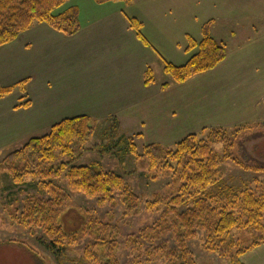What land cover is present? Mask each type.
I'll return each instance as SVG.
<instances>
[{
    "label": "crops",
    "instance_id": "0c3cea01",
    "mask_svg": "<svg viewBox=\"0 0 264 264\" xmlns=\"http://www.w3.org/2000/svg\"><path fill=\"white\" fill-rule=\"evenodd\" d=\"M70 8L79 10L76 35L38 23L0 48V85L28 81L17 98L15 91L0 100L4 137L19 131L18 138H32L87 115L108 125L116 119L119 132L130 135L122 128L134 126L139 140L171 147L210 127L245 125L264 109V0H71L55 14ZM129 18L142 23L149 46ZM211 21L212 36L228 48L224 62L166 90L156 78L145 85L148 68L164 71L161 57L183 66L196 55L187 51L189 38L200 42ZM27 101L31 106L21 107ZM251 254L243 264H261Z\"/></svg>",
    "mask_w": 264,
    "mask_h": 264
},
{
    "label": "trees",
    "instance_id": "16d2710c",
    "mask_svg": "<svg viewBox=\"0 0 264 264\" xmlns=\"http://www.w3.org/2000/svg\"><path fill=\"white\" fill-rule=\"evenodd\" d=\"M69 1L0 0V48L13 43L38 23L47 24L66 36L76 35L81 29L79 10L70 8L60 15L55 14ZM109 1L112 0H96L100 5ZM123 1L126 4L133 2ZM128 22L137 38L149 46L143 35L142 23L134 18H129ZM212 24L211 21L203 26L200 42L189 38L187 51L198 49V52L185 65L176 66L161 57L164 72L172 83L183 84L209 73L226 60L227 45L212 36ZM155 80L153 70L148 68L144 76L145 85H151ZM27 83L24 80L9 87L0 85V100L16 89L25 92ZM169 86L170 83H165L163 89ZM29 106L30 101L21 105L24 108ZM91 120L87 115L61 120L50 128L48 134L32 137L22 148L10 153L1 162L0 169L9 174L12 187L18 188L20 193H25L29 187L39 192L25 195L15 220L26 229L41 230L49 240L46 244L48 250L58 259L64 257L72 246L88 238L87 260L95 264H121L118 256L120 244L113 225L99 220L91 211L84 215L80 230L67 232L61 224L63 210L69 202V190L96 199L100 205L113 207L118 204V196L124 217L135 216L141 210V196L122 175L105 170L99 162L73 165L62 161L64 156L74 154L76 144L82 148L92 139ZM118 130L119 123L113 119L106 133L107 139L113 140ZM240 131L237 129L232 133L222 127H210L201 133L188 135L174 148L147 145L143 154H139L135 142L141 138L140 134L125 139L127 151L138 160L148 162L151 168H156L158 162L166 159L175 188L168 197L156 195L155 201L147 203V211L160 212L161 215L157 222L142 230L140 236L127 238V245L133 253L140 254L143 239L152 245L171 235L174 247L171 248L168 241H161L158 247H150V260H164L167 264H198L188 243L203 231L206 234L205 250L218 254L230 264H240L241 257L264 244V182L240 188L229 183L220 173V166L228 160L245 169H264L236 161L228 154ZM216 144L225 146L224 155L215 153L213 146ZM62 180L66 187L60 185ZM235 232L241 234L237 237ZM244 236L248 238L246 242L242 238ZM15 242L38 256L24 242Z\"/></svg>",
    "mask_w": 264,
    "mask_h": 264
},
{
    "label": "rangeland",
    "instance_id": "374dc122",
    "mask_svg": "<svg viewBox=\"0 0 264 264\" xmlns=\"http://www.w3.org/2000/svg\"><path fill=\"white\" fill-rule=\"evenodd\" d=\"M241 33L242 39H245L247 30H241ZM153 72L157 80L167 83L172 82L163 70L158 69ZM15 91L14 99L18 97L17 93L21 90ZM108 124V121L92 119V139L82 148L76 144L74 154L64 156L62 161L73 165H89L92 162H99L105 170L122 175L136 194L141 196V210L135 216L124 217L123 206L118 196V204L113 207L109 204L100 205L96 199H89L81 193L70 192L69 190V202L63 210L61 224L67 232L80 230L83 226L84 215L87 211H91L99 220L110 223L115 227L120 244L118 256L121 264H167L164 260L151 261L148 251L150 247H158L161 241H168L170 247L173 248L174 242L171 235L163 240L155 241L152 245L143 239L140 254L138 252L133 253L127 245L129 236H140L142 230L150 227L160 218V212L147 211V203L155 201L156 195L165 198L175 192L172 174L167 169V160L163 159L158 162L156 168H151L148 162L138 160L126 149L125 139L136 137L138 135L137 127L123 126V131L130 135L123 134L118 130L117 136L113 140H109L106 137ZM222 128L232 133L237 129L241 130L234 140L233 146L228 151L232 159L252 167H264V109L259 111V116L256 119L245 125ZM48 133L49 130L43 129L32 136L41 137ZM19 135V131H16L15 135L9 133L5 137L0 133V164L10 153L22 148L31 138L28 137L27 139V136H24L25 139H22L24 137L18 138ZM135 142L139 154H143V150L147 145H152L145 140L135 139ZM174 147L175 145L166 148ZM254 148L258 152L254 151ZM213 150L219 155H224L225 146L216 144L213 146ZM220 173L225 180L240 188L264 182V169H245L232 160H228L220 166ZM29 182L31 181L29 180ZM60 185L66 187L67 184L62 180ZM11 192L12 194L9 195ZM26 192L20 193L18 188H13L9 174L0 169V264H95V262L87 260L85 257V250L89 242L88 238L83 240L81 244L72 246L64 257L58 259L48 250L46 244L49 240L41 230L26 229L17 223L15 219L19 213L18 211L22 209V200L25 195L39 194L35 188L31 187L27 188ZM240 234V232H235L237 237ZM242 238L245 242L248 240L246 236ZM205 240V232L200 231L198 237L188 243L198 264H230L228 260L221 258L218 254L205 250ZM15 241L24 242L38 256L36 257L23 246L16 244ZM257 249H252L249 252L252 253L251 255H256L260 263L264 264V245L259 250ZM245 257V255L241 257L240 264L245 262Z\"/></svg>",
    "mask_w": 264,
    "mask_h": 264
}]
</instances>
